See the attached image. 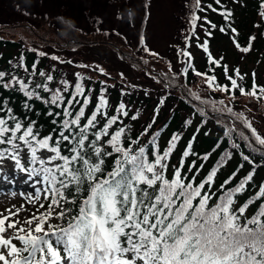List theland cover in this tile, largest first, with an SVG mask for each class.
Listing matches in <instances>:
<instances>
[{"label": "snow or ice", "instance_id": "6c2138e0", "mask_svg": "<svg viewBox=\"0 0 264 264\" xmlns=\"http://www.w3.org/2000/svg\"><path fill=\"white\" fill-rule=\"evenodd\" d=\"M214 3L219 7L194 0L190 35L184 39L187 45L196 36L197 27L204 29L208 39L198 47L208 54L212 66L209 72L222 69L228 84L216 83V75L196 71L187 47L178 49L179 56L188 58L182 72H173L171 63L168 71L175 78L191 69L197 76H203L213 91L228 93L233 99L236 92L264 99V86L256 83L255 73L248 89L241 83L245 77L239 68L230 69L222 63L223 57L217 59L211 54L210 38L217 28L220 33L230 35L241 53H248L256 39L250 36L246 46H242L240 34L233 26V12L221 0ZM261 9L264 18V3ZM209 10L220 15L224 23L218 27L207 15H198ZM124 39L127 41V37ZM139 45L148 56L160 58L158 52L147 46L144 35H140ZM29 51L38 57L49 56L35 48ZM50 59L59 64H74L55 54ZM9 63L13 69H22L25 75L0 70V89L21 93L25 112L18 115L9 100L0 97V180L16 181L4 168V162L10 161L13 170L32 183L35 194L27 197V203L38 207L23 220L19 216L24 205L0 212V264H264V182L243 204L238 199L247 191L256 172L257 165L250 155L240 153L252 170L229 187L239 168H243L241 163L217 188L218 172L233 154L225 152L208 174L198 179L205 165L197 166V160L189 163V158L196 156L207 162L220 144L212 152L199 156L193 151L194 134L173 164L172 156L181 135L173 133L167 147L161 149L162 129H154L167 97L159 100L142 131L133 134L124 121L125 118L138 121L140 112L130 114L123 101L110 105L106 80L99 81L101 87L94 102L91 95L94 89L85 87L91 76L75 72L73 81L63 78L53 87L55 65L45 71L36 61L29 70L23 54L17 63ZM76 67L110 77L100 65ZM120 76L123 80V73ZM151 78L165 88L172 87L171 81L165 83L167 73L163 79ZM121 95L127 93L122 89ZM37 102L44 106V115L53 125L47 133L32 118L33 114L40 115L34 113ZM197 111L205 114L203 109ZM236 115L243 118V114ZM185 124L191 125L192 120ZM244 124L254 140L253 143L240 133L246 146L252 152L264 153V135L247 120ZM199 130L198 127L197 133ZM234 130L226 129L225 137L231 139ZM232 147L238 149L240 145L233 142ZM257 202L260 203L255 212L247 215Z\"/></svg>", "mask_w": 264, "mask_h": 264}, {"label": "rangeland", "instance_id": "374dc122", "mask_svg": "<svg viewBox=\"0 0 264 264\" xmlns=\"http://www.w3.org/2000/svg\"><path fill=\"white\" fill-rule=\"evenodd\" d=\"M192 1L0 0V33L13 39L21 38L27 47L40 51H46L49 48L50 51L56 53L58 51L66 52L65 56L68 60L78 62L76 65H100L110 73L112 79L109 83H120L124 87H133L134 85L135 88L142 89L144 92L148 91L151 97H154L156 93L161 97L165 87L153 80L152 76L163 79V74L167 73L168 80L165 83L171 81V88L182 87L180 78H173V72L181 73L188 58L179 56L178 49L187 47L195 61H198L199 58L197 56L198 47L193 43L186 45L184 39L190 30ZM45 30L50 34L44 33ZM116 32L123 39L127 37V41L117 38ZM51 34L54 35L53 38L56 36H80L86 39L84 42L91 41L94 44L91 47L85 45L76 53L71 54L74 49L65 51V49H60L52 44L47 45V42L42 40L43 37H52ZM140 35H144L147 46L158 52L160 58L154 59L143 52L139 45ZM114 40L115 43L121 44L130 54L138 58V64L141 66H137V64L133 66L130 61L122 59L113 47L105 44L109 41L114 42ZM217 45L218 48L213 49V56H220L218 50L221 48L232 47V44L226 40H220ZM144 60H148L149 63L145 64ZM81 61L83 62L81 63ZM229 62L231 67L234 60L230 59ZM235 62L240 65V69H246L248 72L249 69L256 67L264 79V62L256 61L255 56L246 57L238 53ZM169 63L173 66V72L168 71ZM70 70L74 72L88 71L79 67ZM121 73L124 75L123 80L120 76ZM187 88L192 91V97L193 94L200 97L199 101L203 111L204 107H207L212 111L211 113L227 114L230 118L239 119L243 124L247 120L259 134L264 135V108L261 104L248 99L247 96L233 99L230 96L220 95L213 100L208 89L200 87L197 83L186 86L184 91ZM178 91L175 89L171 92L174 95H179L181 91H179L180 93ZM221 101L223 103H220ZM228 108H231L232 112H228ZM236 114H243V118ZM143 117L145 115L142 114ZM4 168L9 175L16 177V181L8 183L0 180V212L13 208V206L24 205L19 216V219L23 220L35 212L38 207V205L27 203V197L35 194V188L30 181H27L24 174L13 170L10 161L4 162ZM29 186L34 190L27 189ZM45 206H47V202H45Z\"/></svg>", "mask_w": 264, "mask_h": 264}, {"label": "trees", "instance_id": "16d2710c", "mask_svg": "<svg viewBox=\"0 0 264 264\" xmlns=\"http://www.w3.org/2000/svg\"><path fill=\"white\" fill-rule=\"evenodd\" d=\"M192 3H194V0L192 1ZM209 3L213 4V7H219L214 3V0H202L203 5H207ZM221 3L226 8L230 9L234 14L232 17L233 26L238 30L240 34L238 39L241 45L246 46V42L248 40V37L250 36H255L256 39L252 42L251 50L248 53H241L233 45L230 35H224L220 33L217 28V30L214 31L213 36L210 38L209 50L211 54L212 52H214V48H218L217 44L220 40H226L227 42H230L232 44L231 48H221L218 50L220 52V56L216 55L217 57H213L217 59L223 57L224 59L222 60V63L227 64L230 69L239 68L240 73L245 77V79L241 81V83L244 84L246 88H251L253 73H255L256 83L259 86H264V79H262V74H260L256 67L249 69L248 72L246 69H240V65L235 62V58L238 53L246 57L255 56L256 61L264 62V18H262L260 15V12L262 11L261 4L264 3V0H221ZM198 15H207L208 19L217 24L218 27L224 23L223 18L220 15H218L217 13H213L210 10L206 13H198ZM202 22L203 21H200L198 23ZM189 28H191V26H189ZM205 28H207V26H205ZM46 32L49 33L45 30L44 33ZM116 33L115 36L117 38L119 37L121 40H124L120 35H117ZM186 34L190 35V30ZM51 35L52 37H43L42 40L47 42V45L52 44L56 47H59L60 49H65V51H72V49H74L71 54H74V52L76 53L85 45H87V47H91V45L94 44L91 41L84 42V40L86 39H83L80 36H56L55 38H53L54 35ZM193 38H195L196 40ZM205 39H208V37L205 36L204 29L197 27L196 36H192L188 44L193 43L198 47V44L202 43ZM115 42L116 41L114 40V42L109 41L105 44L113 47L122 57V59L130 61L133 66H135L136 64L137 66H141L140 64H138V58L130 54L121 44ZM30 48L31 47H27L25 45L21 38L13 39L6 37L0 33V70L6 72L15 71L20 76H24L25 73L22 69H13L12 64L9 63L10 61L12 63H17L20 56L23 54L25 63L29 67V70H31V64L36 61L39 62L38 67L41 70L45 71H50L52 69V66L55 65V72L53 74L56 80L52 84L53 87L58 86V82L60 79L66 78L70 82L74 80L73 74L75 72L71 71L70 69L76 67V63H78L76 60L74 61V64L69 65L59 64L50 59V56L55 53L61 59L68 60V58L65 56L66 52L58 51L56 53L50 51L48 48V50L45 51L49 54L48 57H38L35 52L29 51ZM198 49V61H195L194 56H192V64L194 69L201 73L216 75V83L228 84V81L223 76L222 69L217 68L214 73L209 72V68L212 66L208 63V54L205 53L202 48L198 47ZM232 51H236V53H233ZM230 59L234 60V63L231 65V67L229 62ZM82 62L83 61H81V63ZM81 73L86 76H91L90 81H85V87L94 89V91L91 93L94 102L95 97L99 94V90L101 87L99 81L106 80L107 84L109 85L107 98L110 105L115 106L123 101L128 106L130 114H134L137 110H139L140 118L138 121H132L130 118H125L124 121L132 128L133 134H138L140 131H142V129L146 126V122L149 121L150 117L153 115V110L158 105L159 100L162 97H167L165 104L160 109L158 121L154 126V129H162L161 136L159 138L161 149L167 147V142L173 133H178L181 135V140L178 142L177 148L172 156L171 162L173 164L174 162L175 164L177 163L187 142L193 137L194 134L196 136V139L193 143V151L196 152L199 156H203L208 152H212L213 148H216V145L220 144V147L216 148V151L213 152L212 156L207 162L198 160L196 156H191L189 158V163L191 162V160H197V166H199L200 163H204L205 165L198 179H202L204 176H206L208 174V171L216 164V162L220 159L221 156L224 155L225 152H231L233 154L232 159L229 160L225 167H223L218 172L216 187L218 188L219 185L234 171H236L241 163H243V168H239L237 176L233 180L232 185H229V187L234 186L235 184L239 183V181L243 177H245L249 171L252 170V166L242 160L240 153L243 152L244 154L251 156V158L255 161L257 168L254 174L253 181L250 182L247 191L243 195L239 196V203L243 204L248 198L252 197L258 190V185L261 182H264V153L252 152L251 149L246 146V142L240 136V133H243L245 136L249 137V140H252V142L254 143V140L251 136V131L246 128L243 122L239 119L234 117L230 118L227 116V114L222 115L220 113H211L212 111L208 110L207 107H204L205 114L201 115L200 112L197 111V109H202V105L200 104L199 99H195L194 96L192 97V91L189 88L184 91L186 86L197 83L200 87L203 86L208 89V91L210 92L209 95L213 100L220 95L230 96V94L221 92L219 90L213 91L208 87L204 77L197 76L195 74V71H192L190 69L189 73L186 75L175 76L176 78H180V84L182 85V87L176 86L171 89L165 88V90L162 91L164 94L161 97L157 96V93L154 95V97H151L148 91L145 90L144 92L139 88L129 86L124 87L120 83H109L112 77H105L103 75H100L98 72L88 70L87 72L85 71ZM122 89L127 93V95H121ZM175 89L177 91H181L182 94L179 91L178 92L180 93V96L177 94H172L171 91ZM0 97L7 98L9 100L10 106L15 109L18 115L24 114L25 110L23 109V103L25 98L21 93L0 89ZM235 97H242V95H240L239 92H236ZM247 98L253 100L254 102H257L258 104H261V106L264 108V99L248 96ZM45 111L46 109L44 108V106L37 102L34 113L39 112L40 115L37 116L33 114L32 118L37 119L39 121V124L42 125V131L44 133H47L51 130L53 125L51 124V119L44 115ZM109 111L111 112L112 108H110ZM142 114L145 115V117L142 118ZM189 119L192 120V124L186 125L185 122ZM198 127L200 130L197 133L196 130ZM226 129H235L231 134V139L225 137ZM233 142L239 144L240 147L238 149L233 148ZM259 203L260 202H257L256 204L252 205L248 210L247 215L251 216L259 206Z\"/></svg>", "mask_w": 264, "mask_h": 264}, {"label": "bare ground", "instance_id": "6f19581e", "mask_svg": "<svg viewBox=\"0 0 264 264\" xmlns=\"http://www.w3.org/2000/svg\"><path fill=\"white\" fill-rule=\"evenodd\" d=\"M27 189H31V190H34V188H32L31 186H29Z\"/></svg>", "mask_w": 264, "mask_h": 264}]
</instances>
